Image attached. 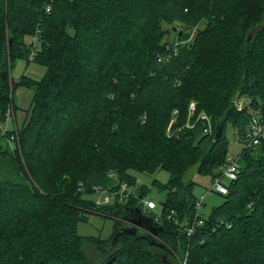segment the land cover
I'll use <instances>...</instances> for the list:
<instances>
[{"label": "trees", "instance_id": "trees-1", "mask_svg": "<svg viewBox=\"0 0 264 264\" xmlns=\"http://www.w3.org/2000/svg\"><path fill=\"white\" fill-rule=\"evenodd\" d=\"M16 59L41 78L12 85ZM17 87L32 98L14 146H0V264H264V139L246 146L264 117V0H0V126ZM227 124L242 146L236 178L202 217L186 173L220 177ZM159 169V215L142 213L144 186L109 204L84 197ZM136 210L157 216L162 246L77 234L85 213L120 231Z\"/></svg>", "mask_w": 264, "mask_h": 264}, {"label": "rangeland", "instance_id": "rangeland-1", "mask_svg": "<svg viewBox=\"0 0 264 264\" xmlns=\"http://www.w3.org/2000/svg\"><path fill=\"white\" fill-rule=\"evenodd\" d=\"M29 40L30 38L25 39L26 42ZM10 72L11 79L14 81H17L22 74L39 80L44 73V68L33 62L26 63L24 59H16L12 64ZM31 98L32 91L29 88L17 87L14 90V113L13 118L10 117L8 120L7 127L9 130L21 127L27 117ZM226 138L228 140V154L232 157L238 156L242 146L237 142L234 136V129L229 124H227L226 128ZM4 144V139L0 137V146L4 147ZM130 174L135 179L134 187L136 189L142 186L147 188L144 198L151 199L155 203L156 208L153 210V213L159 215L161 203L164 201L166 195V189H161L159 184L164 186L167 183L169 179L168 173L165 170L159 169L153 175L141 174L136 171H130ZM3 177L4 171L0 164V179ZM186 179L195 183L193 194L196 196L198 202H201L199 207L200 216L206 217L213 207L222 203L223 196L208 191L211 186V178L198 175L193 167L186 173ZM153 180H156L159 184H152ZM223 182H225V180ZM84 197L95 201L97 198H101L102 194L93 193L85 195ZM85 217L86 219L77 222L76 230L78 235L82 237H98L100 239H108L113 235L115 224L114 217L94 213H85ZM86 254L89 261L95 257L93 249L89 246L86 247ZM163 257L165 258V255H163ZM170 262H172V264H186V256L185 259L176 257V260L171 259Z\"/></svg>", "mask_w": 264, "mask_h": 264}, {"label": "built area", "instance_id": "built-area-1", "mask_svg": "<svg viewBox=\"0 0 264 264\" xmlns=\"http://www.w3.org/2000/svg\"><path fill=\"white\" fill-rule=\"evenodd\" d=\"M32 56H33V53L31 54L30 57ZM242 105H243L242 100H239L236 103V107L238 109H240ZM190 107L193 108V105L190 104ZM10 117L13 118L10 111H8L5 122L3 123L2 126H0V137H2L5 140V143L8 146L13 147L15 144L16 133L13 132L12 130H9L7 127L8 120ZM200 117L206 122L209 121L208 118L204 114H201ZM263 139H264V117L255 116L250 122L248 140H247L246 146L257 145ZM238 158H239V155L236 157H232L229 154H227L226 164L221 169L220 177H217L212 180L211 186L208 191L215 192L218 194H226V188L223 185L222 180L224 179L227 181L235 180L236 173H237V167H238L237 166ZM135 189L136 188L134 186H130L127 183L120 184V188L117 191L107 192L104 190L99 191V189H97V191H99L97 193L102 194V197L97 198L95 200V203L97 205L109 204L111 200L114 199L115 197H117L119 200H122V199L127 200L131 195L135 193ZM138 203L140 205L142 213L154 210L156 207L155 203L151 199L140 198ZM200 204L201 202H198L196 204L197 211L199 210ZM154 220L157 221V216L154 218ZM187 232L188 234H190L192 232V228H189ZM182 264H185V263H182Z\"/></svg>", "mask_w": 264, "mask_h": 264}, {"label": "water", "instance_id": "water-1", "mask_svg": "<svg viewBox=\"0 0 264 264\" xmlns=\"http://www.w3.org/2000/svg\"><path fill=\"white\" fill-rule=\"evenodd\" d=\"M11 41H8V47L10 45ZM11 84L13 85L14 80L11 79ZM136 214L134 217L127 219V225L122 227L120 231H117L114 227V233L112 236V243L116 241V237L119 232H123L130 235H136L138 232H142L144 234V237L149 241L151 245H158L162 246L160 243H158L156 239L158 227L157 223L152 220L151 217L143 215L138 210L135 211ZM115 226V225H114ZM114 258L108 260L104 264H112Z\"/></svg>", "mask_w": 264, "mask_h": 264}]
</instances>
